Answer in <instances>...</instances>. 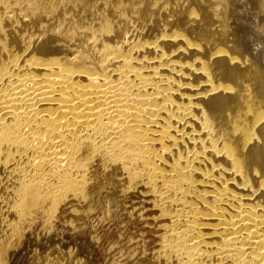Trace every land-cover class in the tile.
<instances>
[{
	"label": "bare ground",
	"instance_id": "bare-ground-1",
	"mask_svg": "<svg viewBox=\"0 0 264 264\" xmlns=\"http://www.w3.org/2000/svg\"><path fill=\"white\" fill-rule=\"evenodd\" d=\"M229 2L0 0V264H93L53 222L98 158L169 264H264V0Z\"/></svg>",
	"mask_w": 264,
	"mask_h": 264
},
{
	"label": "rangeland",
	"instance_id": "rangeland-1",
	"mask_svg": "<svg viewBox=\"0 0 264 264\" xmlns=\"http://www.w3.org/2000/svg\"><path fill=\"white\" fill-rule=\"evenodd\" d=\"M229 3L235 10L262 12L249 0ZM259 23L263 26L264 19ZM261 39L264 44V36ZM101 160L91 166L88 198L71 197L57 213L53 222L57 239L76 240H65L71 250L87 245L84 253L93 264H167L161 244L170 234L171 219L163 216L155 197L141 181L130 182L121 164Z\"/></svg>",
	"mask_w": 264,
	"mask_h": 264
}]
</instances>
